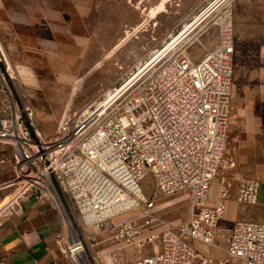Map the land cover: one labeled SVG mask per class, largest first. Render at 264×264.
<instances>
[{
	"label": "built area",
	"instance_id": "1",
	"mask_svg": "<svg viewBox=\"0 0 264 264\" xmlns=\"http://www.w3.org/2000/svg\"><path fill=\"white\" fill-rule=\"evenodd\" d=\"M230 32L222 27L218 41L198 59L185 45L172 48L106 101L83 107L48 136L33 126L32 113L14 111L3 99L0 143L14 148L15 160L7 184L14 192L1 204L0 219L32 194L51 201L62 219L57 240L63 256L70 264H89V228L154 208L139 185L151 174L156 192L187 195L188 217L161 227L155 218V230L151 219L140 225L113 224L110 238L133 246L138 254L125 264H264V223L236 221L230 229L221 224L231 195L224 177L219 178L218 199H209L232 111ZM0 93L5 94L4 88ZM231 180L238 204L257 203L256 181ZM64 196L77 214L74 224ZM189 240L216 249L225 243L227 259H210ZM143 244L151 247L150 254H142Z\"/></svg>",
	"mask_w": 264,
	"mask_h": 264
},
{
	"label": "rangeland",
	"instance_id": "2",
	"mask_svg": "<svg viewBox=\"0 0 264 264\" xmlns=\"http://www.w3.org/2000/svg\"><path fill=\"white\" fill-rule=\"evenodd\" d=\"M8 2L27 5L31 28L41 32H14L6 10ZM233 13L247 31L245 0H0V87L5 91L1 96L14 111L32 113L33 126L48 136L83 107L106 101L172 48L185 45L190 56L198 59L218 41L224 26L231 31L234 43L233 91L234 71L246 62L248 40L255 39V32H232ZM228 137L229 129L227 144ZM227 144L211 183L210 200L217 196L221 177L230 184L231 195L236 190L231 180L237 178L236 167ZM139 185L144 196L154 201V208L89 228V264H125L138 255L133 246L110 238L113 224L133 221L140 225L151 219L150 227L155 230V218L158 227L187 219L186 194L156 192L151 174ZM62 201L74 224L77 214L72 202L67 196ZM236 213L221 222L226 229L236 222ZM189 244L201 253L195 241L189 240ZM141 252L150 254L151 247L143 244Z\"/></svg>",
	"mask_w": 264,
	"mask_h": 264
},
{
	"label": "crops",
	"instance_id": "3",
	"mask_svg": "<svg viewBox=\"0 0 264 264\" xmlns=\"http://www.w3.org/2000/svg\"><path fill=\"white\" fill-rule=\"evenodd\" d=\"M7 5L14 32H41L31 28V9L27 5ZM245 5L249 10L247 31L242 30V21L233 13L232 32H255V39L248 40L246 62L234 71L227 150L236 167L235 175L258 183V199L255 205H239L232 190L233 195L225 202V218L237 212L235 221L264 223V0H245ZM237 37L240 41L241 36ZM2 103L0 93V109ZM14 158V148L0 143V206L14 192L7 185L14 177ZM217 199L218 192L211 202ZM61 227L62 219L54 204L30 195L11 215L0 219V264H70L58 246ZM225 247V243L222 249L197 244L200 252L213 260L227 259Z\"/></svg>",
	"mask_w": 264,
	"mask_h": 264
}]
</instances>
